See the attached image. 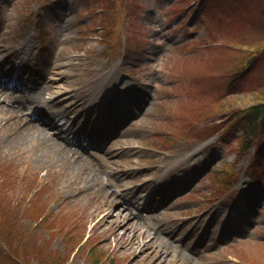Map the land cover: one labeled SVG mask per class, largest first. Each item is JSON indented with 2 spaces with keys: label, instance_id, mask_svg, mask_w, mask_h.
<instances>
[{
  "label": "rangeland",
  "instance_id": "374dc122",
  "mask_svg": "<svg viewBox=\"0 0 264 264\" xmlns=\"http://www.w3.org/2000/svg\"><path fill=\"white\" fill-rule=\"evenodd\" d=\"M138 2L0 0V54L19 41L28 44L46 67L47 79L54 71L51 63L59 59L65 77L63 85L58 83L71 89L68 95L83 100L78 111L85 109L92 118L102 113V126L106 99L115 95L120 83L131 87L138 82L144 90L140 94L149 103L147 113L128 119L121 134L111 141L108 148L112 150L97 151L99 142L87 148L92 132L83 137V150L63 146V154L44 134L36 132L37 138L25 139L23 135L32 133L28 123L34 121L23 115V121L21 117L18 122L12 109L7 111V103L0 102L3 124L12 122L4 129L0 126V264H102L94 259L99 256H109V264H179L177 258L155 260L148 245L141 246L143 239L133 244L130 237H121V231L101 240L112 223L97 229L101 197L97 192L88 195L79 187L83 177L93 178L98 172L102 178L96 176V182L108 195L124 196V187L166 171L165 163L192 161L204 165L202 171L197 175L192 171L183 179L185 189L178 194V201H172L167 215L152 211L159 218L151 221L160 228L153 231L161 233L171 246L176 237L183 251L193 254L183 259L189 264H264V122L246 150L238 149L244 134L241 125L233 123L237 108L264 97V87H258L264 70L247 71L249 76L243 80L227 76L244 62L246 50L264 43V26H256L264 0ZM261 60L258 67L264 66V58ZM110 67L121 80L101 99L90 98L101 81L100 74ZM53 77L49 83L55 91L59 86ZM57 101L54 105L64 106ZM94 127L91 123L87 126L89 131ZM94 131L96 137L100 128ZM201 134L210 135L202 138ZM19 136L24 139L19 141ZM107 152L111 153L107 156ZM124 168H130L127 174L113 173ZM183 171L188 173L187 168ZM4 183L9 184V190ZM30 188L37 193L22 201L21 191ZM130 194L126 201L131 202ZM205 195L212 202L229 195V205L247 195L249 199L233 217L228 242L199 254L189 239L188 215L201 212V217L206 209L216 206L209 205ZM120 201L114 203L115 210L124 203ZM141 214L136 220L144 222L146 217ZM179 214L184 217L168 219ZM223 218L211 232L215 241L223 238ZM133 227L142 232L140 226ZM153 236L157 243L161 240ZM148 238L145 234L144 239Z\"/></svg>",
  "mask_w": 264,
  "mask_h": 264
},
{
  "label": "bare ground",
  "instance_id": "6f19581e",
  "mask_svg": "<svg viewBox=\"0 0 264 264\" xmlns=\"http://www.w3.org/2000/svg\"><path fill=\"white\" fill-rule=\"evenodd\" d=\"M3 54H0V56H2ZM5 55H7L5 57V59H3V61L10 59L11 57L14 58H20V56L23 58L24 62L22 65H20L19 67L24 70L25 68V63L27 61H30L31 57H32V53H31V49L29 47V45L27 44V46L24 43H21L20 41L17 42V44L14 47H10L8 48V50L5 51ZM12 62V60L10 61ZM1 66V63H0ZM13 67V66H12ZM12 67L10 68H3V71H10L12 70ZM60 67L61 66H57V72L58 74L60 72ZM33 73L29 72L28 73V77L30 78V76H32ZM20 76V74H19ZM104 78H107L109 80L110 76H104ZM29 80V79H28ZM30 82V80H29ZM106 90V86H100L96 88V92L98 90H100L99 92H103V90ZM49 91V96L50 97H46L45 96V92ZM93 91V92H95ZM105 92V91H104ZM2 94V93H1ZM55 94L54 91L50 90V86L46 85H42V83H35L34 81L30 82V85H23V87H21L20 90H18L16 93H8L5 94L3 99H6L8 102L11 103V106L7 105V111H10V109H12V113L15 114L16 116V120L18 122H20V118L22 117L23 121V115L21 112H24L25 110L28 109H34L35 110V114L36 111H40L42 109H50V119L53 121L55 117H60L59 119L63 118L67 112L69 110L73 111V107L74 109H76L77 106H72V105H68L67 109H57V110H51V107H53L54 105H51V101H53L52 95ZM46 98H50V100L48 101ZM58 98V97H56ZM10 108V109H9ZM2 110V109H0ZM79 114H81L82 116H84L85 111L80 112ZM68 115V114H67ZM27 117V115L25 116ZM69 117V116H68ZM3 118L0 117V123L2 126V128H6L7 126L10 125V123L12 122H5V124H3ZM75 122H76V118L72 119L71 122H69L67 125H58V128H61L63 130V132L66 133H71L73 127L75 126ZM37 124V123H36ZM36 124L34 123H28L30 130H32V133L28 134L27 137L25 135H23L25 137V139H29L33 140L35 133L38 132L39 134H44V136L49 134V130L46 127V124H43L41 128H39ZM84 128V127H83ZM20 130V128H19ZM48 130V131H47ZM81 130V134L82 129ZM9 134V133H8ZM3 136V134L1 135ZM0 136V137H1ZM23 136H19L18 140L20 141L21 139H24ZM13 139L17 141L16 139V135H12ZM34 137V138H33ZM33 138V139H32ZM41 139V138H38ZM43 140V139H42ZM58 143L55 142V145H57ZM65 147L68 145H64ZM58 152L65 154L66 152H64L60 147H57ZM44 155V154H43ZM37 157L41 158V154H37ZM77 165H79V163L75 162ZM116 169V167H115ZM113 173H119V171H113ZM123 173V172H122ZM96 176H100V178H102V176L97 172ZM94 176L93 178H91L90 176L87 177H83L81 179V184H80V190L81 191H86L88 193V195H90L93 192H97L99 197H101L100 200V205L97 209L99 215H98V219L96 221V226L98 230H103L104 228H106V225H109V223H112V229L108 232L109 234H106V236H102L103 240L104 238L107 239L108 235L111 236H116V233L118 234L121 231V237L125 236V237H130L128 241H132L133 244H137L138 240H142L141 246H145L148 245V249H151L152 252L154 253V259L158 260L160 262V259L162 261H166V260H170L173 258H177L179 261V264H189L188 262H185L183 259H186L188 257H191L189 253H186L183 251V248L181 247H177L176 245L171 246V244L168 242V240H166L161 234H158L156 232H154L153 230H160L159 227H156V224H153L151 220H145L144 222H141L140 220H136L138 217H140L139 215H136L134 217V219L132 221H129V217L132 216L134 213L132 212V208L130 207V204L128 202H126L125 198L123 196H117L116 194H111L108 195L109 193L107 191L104 190V187L99 184H97L96 180L98 181L97 177ZM82 186V187H81ZM91 188V189H90ZM126 191V190H125ZM117 200H121L120 202H124L123 204H121V207L118 210L114 209V203L117 202ZM116 204V203H115ZM135 222V223H134ZM133 225H138L141 228L140 229L142 232H138V230L135 229V227H133ZM152 230V231H151ZM130 232V234L128 232ZM151 231V232H149ZM145 234L149 237L148 239H144L145 238ZM151 234H155V236H153L154 238H161V240L157 243L156 241H154L153 239H151ZM138 235V237H137ZM150 235V236H149ZM127 241V240H126ZM153 242V244H151ZM102 243V242H101ZM129 243V242H127ZM123 244H120L119 247H122ZM124 248V247H122ZM160 255V258L158 257ZM158 257V258H157ZM191 262V261H190ZM156 263H158V261H156Z\"/></svg>",
  "mask_w": 264,
  "mask_h": 264
},
{
  "label": "trees",
  "instance_id": "16d2710c",
  "mask_svg": "<svg viewBox=\"0 0 264 264\" xmlns=\"http://www.w3.org/2000/svg\"><path fill=\"white\" fill-rule=\"evenodd\" d=\"M262 17L260 16V20L258 19L256 22H258V24L256 26L262 27L264 26V5L262 6ZM239 41V40H238ZM247 52V53H246ZM246 52H244V57L245 60L244 62L241 63V65H239L238 68H235L234 70L228 72L229 74H227V76L229 77V79H234L236 77L242 78L244 75H247L246 72L253 70V71H258L263 69L264 70V66L263 67H258L259 63L262 61V57L264 58V43L262 45H258L256 47H254V49H250V50H246ZM261 60V61H260ZM258 87H264V77L263 79L260 80V82L258 81ZM236 116L234 117V122L233 123H239V125H241L242 130H243V134H244V138L241 141V149L240 147H238L239 150H246L248 149L252 144H253V138L257 136L258 131H259V124L264 122V97L261 96L257 99H255L253 102L249 103L247 106H244L242 108H237V110L235 111ZM232 123V124H233ZM206 124H212L214 126H217V123L214 122H207ZM206 128H210V129H214V127H206ZM208 134H201V136H206ZM12 180V179H11ZM14 181V180H12ZM18 181V180H16ZM13 183V182H12ZM2 185H7L5 186V188L7 190H9V184H2ZM32 189L30 188L28 192H26L25 190L21 191L20 195L22 196V201H24L26 199L27 196L29 195H33V193H37V192H30ZM36 199H34L32 201V203H27V207L31 206L34 204V201ZM40 210L38 211L39 214ZM37 218H40L41 215L36 216ZM49 229V228H48ZM52 230V229H51ZM83 245H80L79 247H77V249H81ZM91 253H94V250L91 249L90 250ZM16 252V251H15ZM95 256V254H94ZM92 255V257H94ZM100 257V256H99ZM95 257L94 259L96 260V262L98 263H102L106 262L109 264L110 257L106 256V258L104 259L103 257ZM105 263V264H106ZM111 263V262H110Z\"/></svg>",
  "mask_w": 264,
  "mask_h": 264
}]
</instances>
